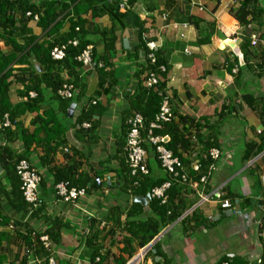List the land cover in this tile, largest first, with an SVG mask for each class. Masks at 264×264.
Wrapping results in <instances>:
<instances>
[{
  "label": "crops",
  "instance_id": "crops-1",
  "mask_svg": "<svg viewBox=\"0 0 264 264\" xmlns=\"http://www.w3.org/2000/svg\"><path fill=\"white\" fill-rule=\"evenodd\" d=\"M28 1L39 6L44 0ZM195 1L205 11L190 9L188 0H139L134 10L146 37L157 43L166 62L165 95L174 120L186 118L187 123L179 124L180 129L188 130L192 138L198 130L203 143L216 141L219 146L221 156L206 193L224 185L221 200L196 206V191L180 185L179 198L185 206L182 217L190 219L193 214L200 220L188 224L182 223L181 217L143 248H139V240L127 234L126 216L133 205L122 188L125 162L121 147L125 139L124 117L131 114L128 101L136 91L137 74L144 60L141 53L133 55L135 30L121 29L116 32L115 50L105 69L106 82L100 81L96 71L85 69L81 74L83 91L72 103V115L68 113L63 118L59 98L45 90L38 112L18 115L7 129L0 124V159L4 161H0V219L4 220L0 225V264H19L25 257L26 264H46L49 256L25 254L28 242L45 231L53 232L56 238V242L50 239L54 264H90L94 253L97 264H118L122 260L124 264H213L225 254L243 258L248 264L257 263L262 245L254 233V223L264 216V151L244 164L242 160L245 146L257 143L263 131L264 100L260 99L264 98V75L254 74L251 67L260 62L264 40L260 38L256 47L249 46L248 31L229 13L238 8L237 0ZM256 9L261 20L249 26L263 35L264 0ZM163 14L168 15L167 23L161 20ZM82 18L90 34L109 28L106 16L93 19L87 14ZM172 23L189 26L173 30ZM26 28L30 30L26 35H20L21 30L16 32L19 43L30 36L43 38L44 32L36 23L29 22ZM68 30L66 20L59 35ZM180 34L184 37L180 38ZM0 48L9 51L2 42ZM94 49L98 55H108L100 41H96ZM61 76L66 78L64 73ZM17 89L20 87L14 84L9 91L13 105L26 101V97L17 95ZM248 95L255 98L252 108L243 100ZM89 102H94L97 109L90 121L92 129L84 130L75 121L83 109L89 108ZM45 110L52 111L67 132L64 146L58 147L50 162L43 160L45 135L33 137L41 140L40 145L32 143L28 151V160L41 178L40 207L29 216L14 167L24 152L22 138L27 141L38 129L32 121ZM19 127L26 132L23 137ZM202 142H196L193 151L182 152V158L190 161L188 168L206 154ZM152 162L153 159L152 174L162 177L164 170ZM68 169L86 184L85 197L78 201V207L60 201L54 194L56 172ZM96 178L101 180L100 185L94 182ZM139 205L143 215L135 219L151 215L148 205ZM155 244L158 248L152 249Z\"/></svg>",
  "mask_w": 264,
  "mask_h": 264
},
{
  "label": "trees",
  "instance_id": "trees-1",
  "mask_svg": "<svg viewBox=\"0 0 264 264\" xmlns=\"http://www.w3.org/2000/svg\"><path fill=\"white\" fill-rule=\"evenodd\" d=\"M119 1L114 0L107 2L106 0H44L39 6L30 3L28 0H0V42L8 47L7 52H4L0 48V124L4 121V116L7 115L11 123H14L15 118L18 115L25 113L38 112L40 105L43 103L44 91L50 90L62 103L63 118L68 114L67 110L72 103H76L78 96L83 91V78L82 72L87 70H94L99 74V79L102 82H106L108 72L109 57L115 50V44L117 40L116 32L121 29L131 28L135 30L136 34V46L133 51V55L137 56L139 53L143 56L144 67L141 66L137 74L138 83L135 88L134 95L130 98L128 112L139 113L143 118V131L144 137L149 131V124L154 120L155 115L158 113L159 106L162 98L165 95L166 86V62L160 52V50L154 52L155 62L151 64L147 59L149 50L146 47L143 36L145 31L139 17L135 13V6L139 0H127L129 9L125 12L119 10ZM238 8L229 11L230 15L236 20L238 25L242 28H246L252 22H257V16L260 11L256 9L260 0H237ZM31 15H39V19L36 22V27L40 28L44 32L43 38L38 39L34 36L24 39L23 43H19L17 40L16 32L21 30L20 35H26L30 30L26 28V24L31 22L32 18L25 17L26 13ZM89 14L91 18L96 19L106 16L109 20V28L103 30H95V34H90L85 28L86 20L82 18L83 15ZM191 18H189L190 21ZM67 20L69 24V30L67 33L59 35L64 22ZM19 26V28L17 27ZM257 34V33H256ZM96 36L93 39L92 36ZM264 40V34L259 35ZM100 41L103 44L104 51L107 56L98 55L94 49L96 41ZM148 41L151 39L147 38ZM76 41V45H72L71 42ZM233 41V40H231ZM70 42V44H68ZM225 44H229V41H225ZM259 43V42H258ZM257 43V44H258ZM65 45V57L61 61H55L51 57V51L54 47ZM89 46L91 48V66L89 68L84 67L76 58ZM257 46V45H256ZM260 62L255 66H252L253 73L256 75H264V48L260 52ZM38 65L42 72H38L35 66ZM143 67V68H142ZM160 67L165 68V72L160 71ZM142 68V69H141ZM153 71L158 79V85L153 89H145L143 81L145 75L148 72ZM231 72V70H230ZM64 73L66 78L64 79L61 74ZM14 84H17L20 89H17V95L19 97H26V101L11 104L9 100V91ZM64 84L71 85L73 87V97L71 99L63 98L58 95V90L62 88ZM29 92H34L36 95L34 98L28 96ZM244 102L248 107L252 108L255 98L253 96L243 97ZM264 100V98L260 99ZM263 106V105H262ZM87 109H83L81 115L76 119L75 125L80 126L87 123L90 124L91 130V118L97 109L96 104L89 102ZM172 110V108H171ZM173 113V111H172ZM130 115V113L128 114ZM127 115V116H128ZM174 115V113H173ZM126 116V117H127ZM124 117V121L126 119ZM175 115L171 122L165 123L159 130H154V136H169L170 140L166 143L165 147L170 150L173 155L178 157L191 174V177L197 179L199 174L204 172L205 166L210 162L208 160L201 159L200 173H194L192 169H189V160L182 158V152L187 150L193 151L195 143L200 140L198 130L196 131V137H191V133L184 128L179 127V124L187 123L186 118H182L175 121ZM32 124L38 125V129L34 130L26 141L23 139L24 152L18 156L15 166L20 159L28 160V151L32 143L40 145L41 140L33 138L38 133L45 135L44 152L45 158L43 160L51 161V156L60 146H64V136L67 132V127L60 123V121L54 116L52 111L45 110L41 116H36L32 121ZM125 127V125H124ZM2 128V127H1ZM7 129V128H2ZM19 133L23 137L26 135L25 131L19 127ZM8 131V130H7ZM125 128V135H126ZM28 134V133H27ZM215 136V135H212ZM33 140V141H32ZM203 152L207 153L208 150L217 148L219 146L217 142L203 143ZM123 146V145H122ZM143 148L147 152V169L148 174L140 180L138 187L132 189V179L129 175L128 169L125 164V172L122 177V188L128 191L133 190L134 197L144 198L153 188L160 187L165 181L168 180V175L165 173L162 177H157L152 174V167L150 161L153 159L154 165H158L161 168V164L158 160L155 152V146L144 143ZM264 151V121L263 131L258 136L257 143H251L245 146V156L242 160V164L257 157ZM122 153V147H121ZM1 164L4 161L0 159ZM152 162V163H153ZM162 169V168H161ZM15 171V167H14ZM16 175V173H15ZM17 177V175H16ZM18 179V177H17ZM41 182V181H40ZM59 182H68L71 186L76 188H85L86 184L78 181L77 176L71 170H60L56 172L55 185ZM54 185V186H55ZM179 186L173 183L169 190V199L166 204L161 205L157 199H151L148 203L149 215L143 218V220L135 217L143 215V207L138 203H133L129 213L126 216V229L127 234L132 239L139 240V248H143L158 236L160 231L168 226L176 223L185 210V206L182 207ZM39 188V187H38ZM18 190L20 196L22 193L20 190V181L18 179ZM23 199V197H22ZM24 201V199H23ZM25 203V202H24ZM26 204V203H25ZM40 205V202H39ZM253 205V204H252ZM27 213L29 216H33L37 213L35 210L29 213L28 206L26 204ZM145 212V213H148ZM264 215V214H263ZM188 216L182 217L181 222L190 223V221H198V216L192 214L191 218ZM2 220V221H1ZM200 220V219H199ZM262 226L264 225V216L261 219ZM4 220L0 219V225H3ZM187 224V225H188ZM49 239L56 242V238L51 231H45ZM40 235H36L33 242H28V247L31 249L29 255H40L44 258L48 257L46 253L39 245L38 239ZM157 244L153 245L152 249H157ZM132 252H130V255ZM26 257L20 261L19 264H26ZM95 253L90 258V264H97L95 262ZM260 262L256 264H264V243L262 242V251L259 258ZM228 262L229 264H248L243 258L229 257L227 254L220 255L215 259L213 264H223ZM122 260L118 264H124ZM46 264H48L46 262Z\"/></svg>",
  "mask_w": 264,
  "mask_h": 264
},
{
  "label": "built area",
  "instance_id": "built-area-1",
  "mask_svg": "<svg viewBox=\"0 0 264 264\" xmlns=\"http://www.w3.org/2000/svg\"><path fill=\"white\" fill-rule=\"evenodd\" d=\"M16 1V0H9ZM107 2H112L114 0H106ZM188 6L192 10L198 12L205 11V7L198 1L188 0ZM129 9L127 0L119 1V10L125 12ZM25 17L32 18V22L36 23L39 19V15H31L29 12L25 14ZM162 22H168V15L163 14L161 16ZM171 28L173 30H178L179 28L186 29L188 28V23H172ZM248 31L247 39L250 47H256L259 42V35L252 31L251 26H246ZM180 38H183L184 35L180 34ZM146 47L149 50L147 59L150 60L151 64H154L155 57L154 52L159 50V46L154 41H148L146 36H143ZM76 41L71 42L72 45H76ZM70 44V42H68ZM65 45L56 46L51 51V57L55 61H61L65 57ZM188 54L187 50H184ZM76 60L80 62L84 67L89 68L91 66V48L88 47L85 49ZM161 72H165V68L160 67ZM143 81V86L145 89H153L158 85V79L153 71H150L145 75ZM58 95L63 98L71 99L73 97V87L68 84H64L60 90H58ZM34 92H29L28 96L30 98L35 97ZM94 105L95 103L92 102ZM174 115L171 110V105L167 95H164L159 106L158 113L155 115L154 120L149 124V131L146 135L142 136L143 131V118L139 113L132 112L128 115L124 121L126 128V135L122 146V156L126 167L128 169L129 175L132 179V189L138 187V183L142 177L148 174L147 169V152L143 148L144 143L151 144L155 146V152L157 154L158 160L161 164V168L168 175V180L165 181L160 187L153 188L148 194L151 199H157L160 201L161 205L167 203L169 199V190L172 187L173 183H176L177 186L183 185L187 186L197 193V205H202L209 203L215 200H221L224 185H221L218 189L214 190L212 193H206V187L208 182L212 178L213 173L216 171L217 161L221 156V151L217 148L208 150L204 155L203 159L208 160L209 164L205 166L204 172L200 173L201 162L200 160H195L192 162L189 169H192L194 173L199 174L197 179L191 177V174L181 160L173 155V153L168 150L165 145L169 142V136H154L153 131L159 130L161 126L165 123H169L173 120ZM11 124L8 119V116H4V121L1 125L2 128H10ZM82 128L89 129L90 124H83ZM15 173L20 181V190L24 202L27 204L29 213L37 210L39 205V191L38 187L41 181V178L37 170L32 166V164L26 160L20 159L15 166ZM94 182L97 185L101 184V180L96 178ZM128 189L127 193L129 195L130 204L137 203L138 198L134 197L133 190ZM54 194L56 198L64 203L72 204L75 207H78V201L85 197L86 189L85 188H76L71 186L68 182H59L54 186ZM139 204V203H138ZM255 235L257 241L264 243V225L262 226V221H255ZM12 228V226L10 227ZM40 247L48 253V258L46 262L48 264H54V259L51 255V241L46 234L40 235L38 239ZM31 249L26 248L25 254L29 253ZM230 258L233 257L228 255ZM260 260H257L259 263ZM223 264H229L225 262Z\"/></svg>",
  "mask_w": 264,
  "mask_h": 264
},
{
  "label": "water",
  "instance_id": "water-1",
  "mask_svg": "<svg viewBox=\"0 0 264 264\" xmlns=\"http://www.w3.org/2000/svg\"><path fill=\"white\" fill-rule=\"evenodd\" d=\"M35 69L38 71V72H41L40 70V67L38 65L35 66ZM73 109H74V104H72L69 109H68V113L69 115H72L73 113ZM151 200L150 196L147 195L146 197L144 198H138V201L137 203L141 204L142 206H147L148 205V202Z\"/></svg>",
  "mask_w": 264,
  "mask_h": 264
},
{
  "label": "rangeland",
  "instance_id": "rangeland-1",
  "mask_svg": "<svg viewBox=\"0 0 264 264\" xmlns=\"http://www.w3.org/2000/svg\"><path fill=\"white\" fill-rule=\"evenodd\" d=\"M256 19H257V22H258L259 20H261V18L258 19V17H257ZM257 22H256V23H257ZM259 242H260V241H259ZM260 245H262V242H260Z\"/></svg>",
  "mask_w": 264,
  "mask_h": 264
}]
</instances>
